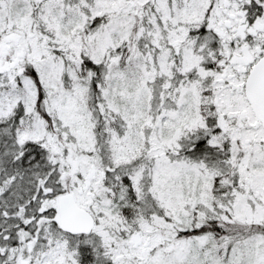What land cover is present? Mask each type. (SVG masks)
<instances>
[{
  "label": "snow or ice",
  "instance_id": "1",
  "mask_svg": "<svg viewBox=\"0 0 264 264\" xmlns=\"http://www.w3.org/2000/svg\"><path fill=\"white\" fill-rule=\"evenodd\" d=\"M0 264H264V0H0Z\"/></svg>",
  "mask_w": 264,
  "mask_h": 264
}]
</instances>
